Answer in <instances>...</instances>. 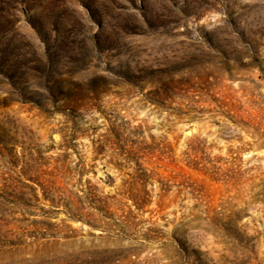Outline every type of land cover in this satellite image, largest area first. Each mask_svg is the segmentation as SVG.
<instances>
[{"label": "rangeland", "instance_id": "rangeland-1", "mask_svg": "<svg viewBox=\"0 0 264 264\" xmlns=\"http://www.w3.org/2000/svg\"><path fill=\"white\" fill-rule=\"evenodd\" d=\"M0 264H264V0H0Z\"/></svg>", "mask_w": 264, "mask_h": 264}, {"label": "trees", "instance_id": "trees-1", "mask_svg": "<svg viewBox=\"0 0 264 264\" xmlns=\"http://www.w3.org/2000/svg\"><path fill=\"white\" fill-rule=\"evenodd\" d=\"M132 154H133V153L130 152V153H128V156H131ZM130 158H131V157H129V159H130Z\"/></svg>", "mask_w": 264, "mask_h": 264}]
</instances>
